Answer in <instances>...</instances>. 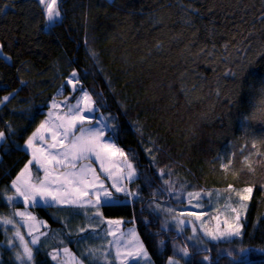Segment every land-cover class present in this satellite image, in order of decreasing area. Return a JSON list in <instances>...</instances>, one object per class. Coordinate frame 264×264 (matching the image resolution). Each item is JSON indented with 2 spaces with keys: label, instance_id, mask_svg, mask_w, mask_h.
I'll return each mask as SVG.
<instances>
[{
  "label": "trees",
  "instance_id": "trees-1",
  "mask_svg": "<svg viewBox=\"0 0 264 264\" xmlns=\"http://www.w3.org/2000/svg\"><path fill=\"white\" fill-rule=\"evenodd\" d=\"M31 1L0 0V43L11 57L0 56V97L16 93L0 107V129L9 137L0 144V216L10 213L11 181L30 158L24 142L46 118L52 99L80 96L65 84L76 70L83 88L102 101L99 112L114 118L116 142L134 154L140 174L130 188L141 199L117 195L126 202L105 206V216L127 225L135 218L153 264H166L174 243L189 248L186 264H209L204 255L211 264H264V156L257 154L264 153V0H62L61 21L49 25L43 8H36L30 36H23L16 22L20 7ZM48 26L61 51L40 66L34 59L38 34ZM245 156L254 171H248ZM229 157L225 170L221 164ZM159 169L171 173L179 195L212 192L205 198L218 206L211 220L224 207L240 210L235 193L253 186L240 220L242 236L207 242L205 251L186 235L162 232L149 202L154 193L153 202L171 206L177 198L161 191ZM29 210L49 226L34 247V264H58L50 253L64 247L83 264H105L99 252L87 254L105 243L103 232L78 234L89 222L85 210ZM9 239L0 229V264H19ZM113 256L108 260L116 264Z\"/></svg>",
  "mask_w": 264,
  "mask_h": 264
},
{
  "label": "snow or ice",
  "instance_id": "snow-or-ice-1",
  "mask_svg": "<svg viewBox=\"0 0 264 264\" xmlns=\"http://www.w3.org/2000/svg\"><path fill=\"white\" fill-rule=\"evenodd\" d=\"M38 2L43 7L47 22L51 23L61 18L60 0H38ZM261 20L264 21V17H261ZM3 49L4 45L0 43V53ZM5 59H11V57L6 56ZM232 75L235 74L232 73ZM65 84L70 86L73 93L79 90L80 96L75 103H70L69 97L59 100L52 99L46 118L24 142V148L28 150L30 158L15 179L11 181L9 189L11 194L6 195V200L12 204L19 199L25 206H36L43 203L83 209L88 215L89 222L78 229V234L101 231L105 238V243L100 248H89L88 255L95 256L99 252L104 257L105 264H111L108 256L112 252L119 264H131L133 261L135 264H153L135 227V218L128 222L132 224V227L125 230L122 227L125 224L123 219H108L102 210L105 206H113L118 202V197L115 195L117 193L126 198L141 199L139 192L129 187L140 176L133 163L135 156L130 155L117 144L118 126L114 118L105 117L103 113L100 114V119L95 118L94 114L99 112L102 101L98 104L93 95L83 88L76 70L69 74ZM64 86V84L61 85V90ZM60 94L62 95V91ZM15 95L16 93L10 92L0 97V107L7 106ZM9 131L14 132L10 125ZM8 138L6 131L0 129V142H6ZM251 148L256 149L257 144L252 143ZM146 151L151 153L152 149H146ZM257 154L264 156V153ZM232 156L234 157L235 153ZM231 164L232 157H229L228 162L222 163L221 167L228 170ZM244 164L247 165L248 171H254L249 157H244ZM158 177L164 186L161 191L179 199L178 191L182 189H176L175 183L170 178L171 173L159 169ZM229 190H232L231 185H229ZM252 193L253 186L245 187L242 191L235 193L240 209L246 210V202L251 199ZM212 195V192H187V203L200 208L203 207L200 203L202 198L204 196L210 198ZM155 199L156 194L154 193L153 201ZM153 201L149 202L152 212L165 215L161 223L162 232L167 231L168 224L171 222L175 223L179 232H183L184 226L190 223L192 235L186 239L194 241L197 245L206 243L200 235L201 232L203 237L211 240L242 236L243 225L240 224L242 216L237 208H232L235 214L234 222L224 219L222 227L220 218L215 217V226L210 228L204 222L206 213L197 211L178 213L171 207H164L161 203ZM193 201L196 203L193 204ZM15 217H20L27 224V235L32 237L30 241L26 240L24 234L21 233L20 225L14 219ZM167 217H171V220ZM185 217L194 219L186 220ZM35 221L36 217L27 210V207L24 211L14 210L12 218L0 216V223L12 225L15 228L14 238L9 239L8 244L10 247L16 246L15 241L19 240L20 250L16 251V259L20 261V264H34L32 245L41 244V236H47V232H41ZM195 221L201 222L199 226ZM145 223L150 222L145 219ZM158 245L163 249L165 241L160 239ZM173 248L174 252L166 258V264H181V259L177 254L181 257L191 255L186 244L181 246L174 243ZM204 250L209 251L207 248ZM61 253L68 256L69 249L67 247L62 250L53 249L50 253L52 260L61 264ZM203 259L211 264L210 256L204 255ZM75 264H83V262L76 260Z\"/></svg>",
  "mask_w": 264,
  "mask_h": 264
},
{
  "label": "rangeland",
  "instance_id": "rangeland-1",
  "mask_svg": "<svg viewBox=\"0 0 264 264\" xmlns=\"http://www.w3.org/2000/svg\"><path fill=\"white\" fill-rule=\"evenodd\" d=\"M61 1L62 0H60V2ZM60 2H59V8H60ZM39 7L43 8L39 4L38 0H32L31 2H28L27 4H25V5L20 7L19 14H18V19H17V22H16V28H17V30L19 31V33L21 35L30 36V30H31V27H32L33 19H34V12H35L36 8H39ZM61 19H62V16H61V18H59V19H57V20H55V21H53L51 23H49V22L48 23H49V25H53V24L61 21ZM38 35H39V41H40L39 42V49H38V52H37V54H36L34 59H35V61L37 62L38 65L43 66V65L47 64L49 61H51L55 56H57L60 53L61 48L53 40V36H52V33H51V28H49V26L45 30L40 31ZM0 56H2L4 58L6 57V55L3 52L0 53ZM7 60H9V59H7ZM62 94H63V92H62ZM67 97L70 98V101H69L70 103H75V101L71 100V96H67ZM63 98H57V99L59 100V99H63ZM100 114H101V112L95 113L94 114L95 118L96 119H100L101 118ZM89 115H93V114H89ZM103 115L105 117H108L105 114H103ZM109 135H111V132H109ZM1 143L2 142H0V144ZM33 172L35 174V168L33 169ZM129 187H130V185H129ZM10 194H11V192H10ZM115 195L117 196V195H122V194L117 193ZM173 198L176 199L175 197H173ZM179 198L180 199H176L175 200L176 202H175L174 206L173 205L171 206V205L166 204V203H161V204L164 207H171V208L175 209L178 213L179 212H191V211H197V212L206 213V215L204 216V222L210 228L215 226L216 220L215 219L211 220V215H210L211 213L210 212L213 211V210L218 209V206L216 205V207H215V204H213V203L212 204H209V203L206 204L205 203V198H209V197H206V196L203 197L204 201H202V200L200 201V203L203 205V207H200V208H195L192 205H189L187 203L186 193L181 192V194L179 195ZM124 202H126V201L118 200V202L116 204L124 203ZM195 203H196V201H193V204H195ZM10 205H11L10 213L7 216H5V217H9V218H12V214H13L14 210L24 211L25 208L27 207V210L29 212H31L29 210V208H32V207H37V206L38 207L39 206L40 207L57 206V205H45L43 203H40V204H38L36 206H25L23 204V201L19 200V199H17L16 201H14ZM238 211L241 212V216L243 217L244 210L240 209ZM218 213H219L218 216H215V217H219L220 218L222 227H223V223L222 222H223L224 219H228L230 222H234V215L235 214L232 212V207H230V206L229 207H224V208L220 209ZM31 214H32V212H31ZM157 215H159L161 217L160 218V222L162 223V221L165 219V215L163 213H160V214H157ZM167 218L169 220H171V217H167ZM14 219L19 223L20 231H21L22 234H24L25 239L30 241L32 237L27 235V233H28L27 224H25L24 221H22L20 217H15ZM185 219L189 220V219H194V218L185 217ZM35 223H36L37 226L40 227V231L41 232H47V234H49V226L47 225V223L45 221H42V220H39L38 218H36ZM195 223L199 226V224L201 222L200 221H195ZM44 225H46V227ZM122 227H123V229L126 230L127 228L132 227V225H127L125 223ZM0 229H2L8 235V237L10 239L14 238L15 228L12 225H4L3 223H0ZM169 230L175 231L176 232L175 234H178V235H181V234L186 235V237L192 235V233H191V224L190 223H187L184 226V231L183 232H179L177 230V228H176L175 223L171 222V223L168 224L167 231H169ZM200 235L205 240V242H206L205 244L197 245V244H195L194 241H190L193 246H196L199 249L208 248L209 244L207 245V242H213V243H217L218 244V243H221V242H228V241H231L234 238H236V237H230V238H224V239H221V240H211L208 237H203V233L202 232L200 233ZM167 236H168V234L165 235L164 237H167ZM44 237H46V236H41V239L44 238ZM15 245H16L15 251L20 250L19 247H18L19 240L15 241ZM37 246L38 245H32V247H33V255H34V247H37ZM218 248H222V246L218 245ZM239 253H241V255H245L246 254L245 251L244 252L240 251ZM113 255H114V252H113ZM177 256H178V258L181 259V264H186L189 261V257H181L179 254H177ZM112 258H113V260H114V262L116 264H119V261L115 260L114 256ZM76 260H79V259L76 257V255L70 249H69V255L68 256H64L63 253H61V257H60L61 264H75ZM19 264H20V261H19ZM131 264H135V262L133 261V262H131Z\"/></svg>",
  "mask_w": 264,
  "mask_h": 264
}]
</instances>
